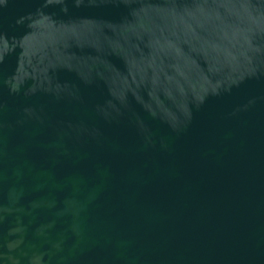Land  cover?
Here are the masks:
<instances>
[{
    "label": "water",
    "instance_id": "water-1",
    "mask_svg": "<svg viewBox=\"0 0 264 264\" xmlns=\"http://www.w3.org/2000/svg\"><path fill=\"white\" fill-rule=\"evenodd\" d=\"M0 264H264V0H0Z\"/></svg>",
    "mask_w": 264,
    "mask_h": 264
}]
</instances>
